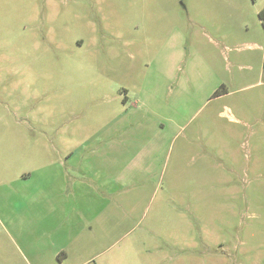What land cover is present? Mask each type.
Instances as JSON below:
<instances>
[{
	"label": "rangeland",
	"instance_id": "obj_1",
	"mask_svg": "<svg viewBox=\"0 0 264 264\" xmlns=\"http://www.w3.org/2000/svg\"><path fill=\"white\" fill-rule=\"evenodd\" d=\"M261 11L0 0V264H264Z\"/></svg>",
	"mask_w": 264,
	"mask_h": 264
},
{
	"label": "trees",
	"instance_id": "obj_2",
	"mask_svg": "<svg viewBox=\"0 0 264 264\" xmlns=\"http://www.w3.org/2000/svg\"><path fill=\"white\" fill-rule=\"evenodd\" d=\"M259 18H260V20L264 26V11L259 12ZM226 92H227V90H225V88H222V89L220 88L215 92L214 96H219V95L226 93Z\"/></svg>",
	"mask_w": 264,
	"mask_h": 264
},
{
	"label": "crops",
	"instance_id": "obj_3",
	"mask_svg": "<svg viewBox=\"0 0 264 264\" xmlns=\"http://www.w3.org/2000/svg\"><path fill=\"white\" fill-rule=\"evenodd\" d=\"M263 66H264V59H263ZM221 95H222V94H221ZM65 164H66V163H65ZM65 164H64V165H65ZM45 167H46V166H45ZM39 169H40V167H39ZM32 172H33V171H32ZM30 176H31V174H30V175H27V176H25V177H21V178H22V179H26V178H28V177H30ZM17 180H18V179H17ZM17 180H16V181H17Z\"/></svg>",
	"mask_w": 264,
	"mask_h": 264
}]
</instances>
